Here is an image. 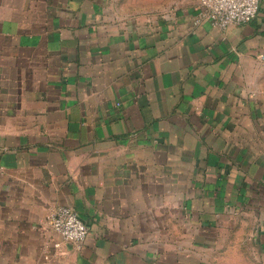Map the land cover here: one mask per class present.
Segmentation results:
<instances>
[{
  "label": "crops",
  "instance_id": "1",
  "mask_svg": "<svg viewBox=\"0 0 264 264\" xmlns=\"http://www.w3.org/2000/svg\"><path fill=\"white\" fill-rule=\"evenodd\" d=\"M198 4L0 0V264H264V0Z\"/></svg>",
  "mask_w": 264,
  "mask_h": 264
},
{
  "label": "built area",
  "instance_id": "2",
  "mask_svg": "<svg viewBox=\"0 0 264 264\" xmlns=\"http://www.w3.org/2000/svg\"><path fill=\"white\" fill-rule=\"evenodd\" d=\"M259 3L260 0H199L197 18L220 28L244 24L255 17ZM48 224L64 242L80 243L88 235V227L81 216L67 206L54 208Z\"/></svg>",
  "mask_w": 264,
  "mask_h": 264
}]
</instances>
